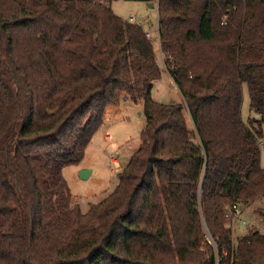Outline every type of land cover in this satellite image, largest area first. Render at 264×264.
Wrapping results in <instances>:
<instances>
[{
  "label": "trees",
  "instance_id": "obj_1",
  "mask_svg": "<svg viewBox=\"0 0 264 264\" xmlns=\"http://www.w3.org/2000/svg\"><path fill=\"white\" fill-rule=\"evenodd\" d=\"M111 1L0 0V264H264V234L234 242L226 219L264 197V0H141L168 103L152 40ZM122 99L143 104L141 142L82 212L62 169Z\"/></svg>",
  "mask_w": 264,
  "mask_h": 264
},
{
  "label": "rangeland",
  "instance_id": "obj_2",
  "mask_svg": "<svg viewBox=\"0 0 264 264\" xmlns=\"http://www.w3.org/2000/svg\"><path fill=\"white\" fill-rule=\"evenodd\" d=\"M148 3L141 0H112L110 7L124 20H128L129 17L140 19L141 27L151 32L150 39L161 68L160 77L152 85L153 100L160 103L179 102L181 101L180 92L163 67L162 56L158 49L157 8L155 4L149 7ZM222 19L226 20L225 16ZM241 116L244 122H248V118L255 116L249 110V95L245 83L242 84ZM143 127L144 118L142 107L139 104H132L122 99L118 104L106 106L103 123L93 134L81 161L64 166L62 169V175L72 195L73 205H77L82 212H85L89 204L99 202L114 189L118 181V170L123 167L141 142L140 134ZM193 141L196 140L193 139ZM259 146L260 165L264 167V126ZM112 155L119 161V169L111 162ZM116 166L119 167V165ZM82 168L89 171L87 177H80L79 171ZM263 206L264 197L256 198L247 206L241 207L233 223L227 220L231 226V236L234 242L252 231L264 234V216L256 212V209Z\"/></svg>",
  "mask_w": 264,
  "mask_h": 264
},
{
  "label": "built area",
  "instance_id": "obj_3",
  "mask_svg": "<svg viewBox=\"0 0 264 264\" xmlns=\"http://www.w3.org/2000/svg\"><path fill=\"white\" fill-rule=\"evenodd\" d=\"M128 21H129V22H133V23H138V24L141 22L140 19L136 20L134 17H129ZM222 22L224 23V19H222ZM145 36L148 37V38H151V32H150L149 30H146V31H145ZM157 44H158L159 52H160V54H161V56H162L161 60H163V53L160 51V47H159L158 31H157ZM162 62H163V61H162ZM171 81H172V80H171ZM110 159H111V162L115 164V167H116L117 169H119V167L116 166V165H118V164L115 163V162H117L115 156L112 155ZM240 211H241V210H240V208H239L237 205H232V206H231V210L228 212V214H226V219H227L228 221H230V222L232 221V223H233V222L235 221V219L237 218V216L239 215ZM205 237H206V240H207L209 243L212 244V240L210 239V237H209L208 235H206ZM218 261H219V258L216 259V263H215V264H219ZM226 264H229V263H226Z\"/></svg>",
  "mask_w": 264,
  "mask_h": 264
},
{
  "label": "water",
  "instance_id": "obj_4",
  "mask_svg": "<svg viewBox=\"0 0 264 264\" xmlns=\"http://www.w3.org/2000/svg\"><path fill=\"white\" fill-rule=\"evenodd\" d=\"M148 6L149 7H153V5H152V3H148ZM89 174V171L87 170V169H85V168H82V169H80V171H79V175H80V177H87V175Z\"/></svg>",
  "mask_w": 264,
  "mask_h": 264
},
{
  "label": "crops",
  "instance_id": "obj_5",
  "mask_svg": "<svg viewBox=\"0 0 264 264\" xmlns=\"http://www.w3.org/2000/svg\"><path fill=\"white\" fill-rule=\"evenodd\" d=\"M125 101H126V100H125ZM137 104H139L141 107L143 106L142 102H138ZM116 164H118V165H119V168H120V163H119V161H117ZM72 205H73V204H72Z\"/></svg>",
  "mask_w": 264,
  "mask_h": 264
}]
</instances>
